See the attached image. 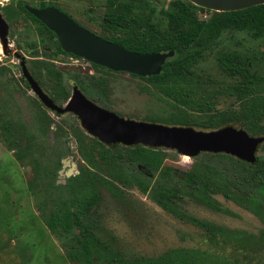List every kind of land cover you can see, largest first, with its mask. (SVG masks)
I'll list each match as a JSON object with an SVG mask.
<instances>
[{"label":"rangeland","instance_id":"obj_1","mask_svg":"<svg viewBox=\"0 0 264 264\" xmlns=\"http://www.w3.org/2000/svg\"><path fill=\"white\" fill-rule=\"evenodd\" d=\"M58 1L86 28L106 36L101 21L107 11L108 0ZM173 1L153 0L151 6L161 12ZM1 2L6 4L9 1ZM202 9L198 6L194 8L202 22L221 20L214 11ZM6 17L10 26L8 53H4L0 42V69L5 68L4 74L0 75V81L4 83L0 85V264H76L68 260L67 252L76 244L78 232L51 233L45 224L47 209L44 205L48 198L53 202L71 197L89 199L96 194L100 195V200L92 216L96 222L94 230L106 242H112L127 259L155 258L171 249L184 248L198 249L214 263L237 261L239 264H264V220L239 203L217 195L215 198L228 214L217 212L189 195L191 189L173 172L162 177L160 173L163 169L155 173L147 193L137 185L125 188L114 182L108 174L109 170L101 163L92 173V166L84 160L80 150L87 151L95 139L85 133L74 115H60L46 109L22 80L16 53L23 51L29 57L28 52L32 50L26 47L44 36L35 31L34 24L31 25L23 15L19 24L16 20L12 23L14 17ZM46 45L41 42V51L45 52L46 48L49 52L48 46L53 47L55 43L48 42ZM202 46L204 57L194 69L204 80L202 86L209 91H220L215 99L219 112L237 109L235 98L224 91L236 79L222 72L217 55L220 51H264V39L254 41L245 33L229 29L221 38L203 41ZM57 62L55 66L59 71H80L84 87L80 90L99 106L126 119L178 126L171 122L175 116H180L181 108L145 80L124 72L98 70L85 62H77L74 57L62 56ZM92 69L94 75L90 74ZM43 75V89L50 95L48 70H44ZM99 80L106 87V98L103 87L96 84ZM64 83L72 93L75 82L67 74ZM3 120L9 121L10 129L3 128ZM6 135H9L8 140ZM19 152L23 154L21 160L16 156ZM165 152L167 156L163 167L166 169L189 171L207 166L223 172L244 192L254 190L253 185L246 181L242 166L236 162L238 159L232 156L229 158L223 154L217 157L203 153L191 159L173 150ZM257 156L264 160V143L259 147ZM121 167L131 177L134 174L140 176L141 171L128 162L121 163ZM85 174L89 175V181H76ZM144 176L141 180L147 185L149 179ZM157 183L188 192L179 201L180 210L188 216L230 231L243 232L253 236V239L251 242L236 243L219 237L217 242H212L201 228L175 218L154 201L151 189ZM256 195L258 204L264 206V194L256 192ZM262 215L264 218V212Z\"/></svg>","mask_w":264,"mask_h":264},{"label":"trees","instance_id":"obj_2","mask_svg":"<svg viewBox=\"0 0 264 264\" xmlns=\"http://www.w3.org/2000/svg\"><path fill=\"white\" fill-rule=\"evenodd\" d=\"M152 1L108 0L107 11L104 13L101 26L106 34L103 36L105 39L123 46L130 52L144 54L175 52L174 57L168 59L163 66L161 74L145 78L137 76L156 87L162 95L174 101L181 108L180 116L174 117L172 125L197 127L205 131L217 130L226 126H241L252 136H264V51H220L217 55V62L222 72L236 79L235 83L226 86L224 91L230 97L235 98L237 109L219 112L216 109L215 99L220 91L205 89L202 86L204 80L194 70L204 57L202 42L221 38L226 30L232 29L245 33L254 41L263 40L264 5L234 12H214L221 20H211L207 23L197 17L194 4L187 0H175L161 12L152 8ZM29 16L39 23V32L45 35L48 42L56 39L55 33L32 15ZM55 45L60 52L66 54L61 49L58 40ZM94 67L98 70L106 69L97 65ZM3 69H0V75L4 74ZM31 73L34 78L42 81L44 76L42 70H32ZM79 73L80 71L75 69L66 70V72L53 68L48 69L49 90L56 103L62 105L63 101L66 102L71 97V91L64 83L66 74L70 80L75 82V85L84 88ZM88 77L95 80L93 76L88 75ZM22 80L28 86L27 81L24 78ZM97 83L103 87L106 98L104 82L99 80L96 81ZM3 84L0 81V85ZM3 128L6 130L11 128L8 120H3ZM5 137L8 140L9 135ZM94 139L95 143H91L87 151L80 150L81 156L90 167L92 166V173L96 165L101 163L109 170L110 178L125 188L137 185L142 192L147 193L150 189V181L159 169H163L160 173L162 177L167 176L168 172H173L177 179L191 189L190 192L167 188L157 183L151 189L154 201L175 218L201 228L212 242H217L219 237L226 239V242H251L253 236L230 231L225 227L188 216L179 208V201L184 199L185 193L196 198L202 205L228 214V211L223 209L221 203L215 198L217 195H222L252 210L264 220L262 215L264 206L258 204L256 195V192L264 194V160L260 158L254 164L236 160L245 172L246 181L253 185L252 192H244L241 186L234 183L235 181H229L223 172L214 170V168L206 166L189 171L166 169L163 166L167 154L163 148H150L142 145L127 147L121 144L106 146L96 138ZM208 155L219 157L223 154L208 153ZM16 156L18 160L23 158L22 152ZM226 157L232 158L231 156ZM127 162L142 174L140 173V176L134 174V177L127 174L124 167H121V163ZM144 174L149 179L147 185H144L141 180ZM89 180L90 177L87 174L76 178L79 182ZM99 200L100 195L96 194L89 199L71 197L51 202L48 198L45 202L44 207L47 209L44 213L45 224L51 233L78 232L76 244L67 252V258L72 263L239 264L237 261L214 263L215 261L202 251L184 248L171 249L155 258L127 259L112 242H106L94 230L96 222L92 216Z\"/></svg>","mask_w":264,"mask_h":264},{"label":"water","instance_id":"obj_3","mask_svg":"<svg viewBox=\"0 0 264 264\" xmlns=\"http://www.w3.org/2000/svg\"><path fill=\"white\" fill-rule=\"evenodd\" d=\"M200 8L214 12H234L264 5V0H187ZM35 18L55 33L64 52L88 60L113 72H124L142 78L162 73L167 60L175 52H130L123 46L106 40L86 29L56 7L44 10L27 7ZM10 26L0 13V42L8 53ZM23 75L43 106L53 113L75 114L81 127L106 146L142 145L173 150L194 159L203 153L225 154L242 162L254 164L264 136H252L245 129L226 126L203 131L194 127L166 126L159 123L126 119L88 99L75 86L71 98L59 105L46 94L25 64Z\"/></svg>","mask_w":264,"mask_h":264},{"label":"flooded vegetation","instance_id":"obj_4","mask_svg":"<svg viewBox=\"0 0 264 264\" xmlns=\"http://www.w3.org/2000/svg\"><path fill=\"white\" fill-rule=\"evenodd\" d=\"M9 2L4 4L1 2L0 5V13L4 16L5 20L8 22L9 24V19H7L6 15H8L9 17H14V20L12 21V23L16 20L17 23L19 24V21H20V17L21 15H23L30 23L31 25L34 24V29L35 31L38 30V33L40 34L39 32V23L35 20H33L29 15H32L29 13V11L27 10V7H31V8H35V9H38V10H44V9H47V8H50V7H56L58 8L61 12H63L64 14L68 15L70 18H72L73 20H75L76 22H78L80 25H82L83 27H85L72 13H70L67 9L63 8L61 6V3L58 1V0H34L33 3H29L28 1H23V0H12L13 2H11V0H8ZM33 16V15H32ZM34 17V16H33ZM35 18V17H34ZM37 19V18H36ZM38 20V19H37ZM39 21V20H38ZM40 23H42L41 21H39ZM43 24V23H42ZM86 28V27H85ZM88 29V28H86ZM50 30V29H49ZM90 30V29H88ZM10 31V30H9ZM91 31V30H90ZM93 32V31H91ZM54 33V32H53ZM95 33V32H93ZM96 35H99L97 33H95ZM42 36H44V38L42 39H38L36 41H33L31 42L26 48L27 49H30L32 51L28 52L30 55L29 57L26 56L23 51H20L18 53H16V57L20 60V64H19V68L22 72V79L24 78L26 80V78L24 77L23 75V64L26 65V67L28 68V70L31 72L32 70H48L49 68H53V69H57L56 68V64H58L57 60L60 59V57L62 56H69V57H74L76 58V61L77 62H85L87 66L89 67H94V63H91L89 62L88 60H85L83 58H80V57H77V56H74L72 54H69V53H62L60 52L56 45L53 46V47H49L48 46V50L49 52H46V48H44V51H41V42H43V44L45 46H47L46 44L48 43V40L47 38L45 37V35L43 34ZM100 37L104 38L103 36L99 35ZM41 38V37H40ZM8 39H9V36H8ZM105 39V38H104ZM45 40H47L45 42ZM57 36H56V39L55 40H52L53 43H55L57 41ZM107 40V39H106ZM55 41V42H54ZM112 42V41H111ZM117 44V43H116ZM20 46L22 47L23 44H20ZM40 49V50H39ZM62 49V48H61ZM63 50V49H62ZM9 58V57H8ZM98 66V65H97ZM78 67V66H77ZM105 68V67H104ZM107 69V68H106ZM109 70V69H108ZM79 71V70H78ZM111 71V70H110ZM113 72V71H112ZM92 73V74H91ZM32 74V73H31ZM90 74L91 75H94V71L93 69L90 71ZM34 77V76H33ZM35 80L38 82V84L40 85V87L42 88V90L44 91L43 89V82L42 81H39L35 78ZM27 81V80H26ZM27 84L29 86V89L32 91V88L31 86L29 85L28 81H27ZM76 86V85H75ZM74 86V87H75ZM73 87V89H74ZM78 87V86H77ZM79 88V87H78ZM80 89V88H79ZM51 90H49L50 92ZM33 92V91H32ZM45 92V91H44ZM34 93V92H33ZM46 93V92H45ZM35 94V93H34ZM47 94V93H46ZM73 94V91L71 93V96ZM84 94V93H83ZM49 95V94H48ZM85 95V94H84ZM35 96L37 97V99L39 100L38 96L35 94ZM51 97V92H50V95ZM52 98V97H51ZM71 98V97H70ZM53 99V98H52ZM68 101V100H67ZM39 102L41 103V101L39 100ZM55 102V101H54ZM95 103V102H94ZM42 104V103H41ZM58 104V103H57ZM43 105V104H42ZM60 105V104H59ZM51 112V111H50ZM57 114V113H56ZM69 114H72L74 115L78 120L79 118L73 114V113H69ZM80 122V120H79ZM81 125V123H80ZM82 128V127H81ZM83 129V128H82ZM84 130V129H83ZM85 131V130H84ZM86 134H88L86 131H85ZM89 135V134H88ZM97 139V138H96ZM98 140V139H97ZM99 141V140H98ZM100 142V141H99Z\"/></svg>","mask_w":264,"mask_h":264},{"label":"bare ground","instance_id":"obj_5","mask_svg":"<svg viewBox=\"0 0 264 264\" xmlns=\"http://www.w3.org/2000/svg\"><path fill=\"white\" fill-rule=\"evenodd\" d=\"M187 157V156H186Z\"/></svg>","mask_w":264,"mask_h":264}]
</instances>
